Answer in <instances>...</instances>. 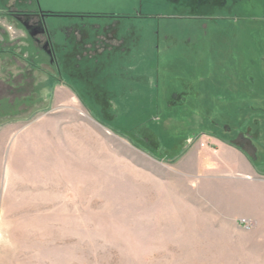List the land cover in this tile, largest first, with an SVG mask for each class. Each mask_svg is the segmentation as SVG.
I'll return each mask as SVG.
<instances>
[{"label":"rangeland","instance_id":"obj_1","mask_svg":"<svg viewBox=\"0 0 264 264\" xmlns=\"http://www.w3.org/2000/svg\"><path fill=\"white\" fill-rule=\"evenodd\" d=\"M30 1L0 0V264H264V131L247 94L262 84L264 113V0ZM92 5L193 19L211 55L150 51L142 68L165 84L127 99L122 84H42L61 78L27 49L39 18Z\"/></svg>","mask_w":264,"mask_h":264},{"label":"crops","instance_id":"obj_2","mask_svg":"<svg viewBox=\"0 0 264 264\" xmlns=\"http://www.w3.org/2000/svg\"><path fill=\"white\" fill-rule=\"evenodd\" d=\"M166 1L190 11H196L197 7H200L199 4L206 2V0ZM206 8L204 5L203 9ZM34 9L39 10L37 7ZM133 12L141 15H132ZM168 15L143 13L139 5L133 9L125 7L101 9L97 5L96 7L92 5L85 11H65L55 22L49 19L52 15H48L40 17L36 23L41 27L37 28L39 30L37 34H41L37 36L36 33L29 34L32 48L27 49L37 60H40L39 62L50 67L56 66L60 71L61 81L48 80L42 84H99L102 87L108 86L109 89L114 87L116 91L118 89L113 84H122L120 92L127 99L132 84H165V77L160 74L158 68H152L150 76H148L150 68H142L143 64H146V61L144 63L142 60L150 56V51L155 56L163 46V49L169 51L183 49L182 51H186L187 55L198 58L211 55L207 48L211 35L203 24L195 21V31L191 30L190 34L188 31L192 27L189 22L193 19L183 18L181 14L169 15L171 17ZM164 18L171 20L165 22ZM42 35L45 36V42L43 47H38L37 40L42 39ZM242 85V88H245V84ZM252 85L253 91L247 94L252 95L253 113L249 115L248 120L253 122L252 128L255 131L262 128L264 131V113L256 111L261 109L259 107L262 101L260 91L262 84ZM113 93V97H120L116 92ZM120 115V113L115 114V117L120 118ZM11 131V129L0 130V152L5 148L6 139L11 135ZM29 132L31 130H25L23 139L12 142L7 164L9 170L14 167L19 148L24 145L23 143L30 144ZM10 173L12 172H9L8 176L11 175ZM251 201L256 203L254 198H251Z\"/></svg>","mask_w":264,"mask_h":264},{"label":"built area","instance_id":"obj_3","mask_svg":"<svg viewBox=\"0 0 264 264\" xmlns=\"http://www.w3.org/2000/svg\"><path fill=\"white\" fill-rule=\"evenodd\" d=\"M242 222L246 223V220H243Z\"/></svg>","mask_w":264,"mask_h":264},{"label":"bare ground","instance_id":"obj_4","mask_svg":"<svg viewBox=\"0 0 264 264\" xmlns=\"http://www.w3.org/2000/svg\"><path fill=\"white\" fill-rule=\"evenodd\" d=\"M94 103H95V102H94ZM104 103H105V102H104ZM104 103H103V104H104ZM51 142H52V141H51ZM22 166H23V165H22ZM104 166H105V165H104ZM31 172H32V171H31ZM8 190H9V189H8Z\"/></svg>","mask_w":264,"mask_h":264}]
</instances>
